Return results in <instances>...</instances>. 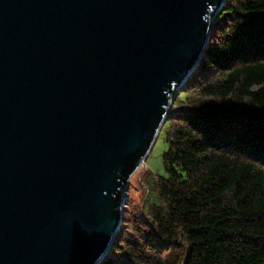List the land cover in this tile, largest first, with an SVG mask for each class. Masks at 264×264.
Listing matches in <instances>:
<instances>
[{
	"label": "water",
	"instance_id": "1",
	"mask_svg": "<svg viewBox=\"0 0 264 264\" xmlns=\"http://www.w3.org/2000/svg\"><path fill=\"white\" fill-rule=\"evenodd\" d=\"M226 0H0V264H100Z\"/></svg>",
	"mask_w": 264,
	"mask_h": 264
},
{
	"label": "trees",
	"instance_id": "2",
	"mask_svg": "<svg viewBox=\"0 0 264 264\" xmlns=\"http://www.w3.org/2000/svg\"><path fill=\"white\" fill-rule=\"evenodd\" d=\"M163 128L164 174L102 264H264V0L225 1Z\"/></svg>",
	"mask_w": 264,
	"mask_h": 264
},
{
	"label": "rangeland",
	"instance_id": "3",
	"mask_svg": "<svg viewBox=\"0 0 264 264\" xmlns=\"http://www.w3.org/2000/svg\"><path fill=\"white\" fill-rule=\"evenodd\" d=\"M168 143L166 140V132L165 129H161L154 141V144L149 152L148 156L145 159V165L140 167L130 178L128 182V186L125 193V203L123 205L122 214L124 216V224L123 227L126 226L127 219L130 220L133 216L138 213L143 204V198L146 196L145 194V185L151 188L153 180L151 177H147L144 174V170H150L154 175H163L164 167L162 156L164 151L167 149ZM150 191V190H149ZM153 192L149 193V198H151ZM147 197V196H146ZM121 223V224H122ZM106 257H104L105 259ZM104 261V260H103ZM101 262V264L103 263Z\"/></svg>",
	"mask_w": 264,
	"mask_h": 264
}]
</instances>
